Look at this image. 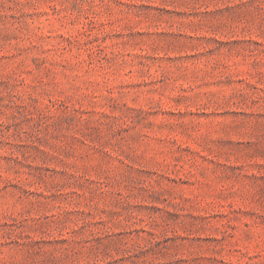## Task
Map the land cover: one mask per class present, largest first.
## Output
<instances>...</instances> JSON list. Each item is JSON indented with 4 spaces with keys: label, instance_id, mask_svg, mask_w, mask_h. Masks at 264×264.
Returning <instances> with one entry per match:
<instances>
[{
    "label": "rangeland",
    "instance_id": "rangeland-1",
    "mask_svg": "<svg viewBox=\"0 0 264 264\" xmlns=\"http://www.w3.org/2000/svg\"><path fill=\"white\" fill-rule=\"evenodd\" d=\"M0 264H264V0H0Z\"/></svg>",
    "mask_w": 264,
    "mask_h": 264
}]
</instances>
